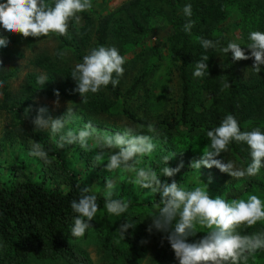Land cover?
<instances>
[{
  "label": "trees",
  "instance_id": "1",
  "mask_svg": "<svg viewBox=\"0 0 264 264\" xmlns=\"http://www.w3.org/2000/svg\"><path fill=\"white\" fill-rule=\"evenodd\" d=\"M151 3H160L169 8L168 19L172 28L169 56L179 62L181 81L177 116L153 123L135 115L128 106V96L134 93L140 81L125 92L109 84L98 93H88L83 101V97L75 91L77 82L71 76L75 67L56 55L58 51L70 52L76 62L82 63L84 55L91 49L107 43L111 32L121 41L125 39L126 29L134 35L145 34L146 27L140 17L150 15ZM188 4H191L193 13L190 19L195 21L190 32L184 31L189 18L183 9ZM79 16V23L70 21L67 36L54 33L58 45L53 56L39 55L30 61L48 78L43 88L37 83L39 73L28 74L16 98L11 94L9 84L13 74L0 73V80L4 82V87L0 88V112L11 113L18 121L26 122L31 138L42 143L49 155L52 152L48 142L39 138L32 122L23 118L22 111L38 97H56V90L60 93L59 97L66 99L80 114L91 117L94 122L103 123L106 118L119 114L145 129L151 125L154 133L186 156L183 163L185 168H189L190 160L199 159L204 148L210 145L207 131L218 127L229 113L236 116L242 132L256 127L264 131V65H261L257 75L243 79L235 72L231 53L225 54L220 61L218 59L221 49L229 41L237 42L240 39L242 41L238 44L245 46L251 43L249 36L252 31L264 32V0H123L108 12L98 14L95 21L86 11L79 13ZM201 39L214 43L218 40L219 44L205 51ZM8 40L12 42V39ZM3 52L5 49H0V54ZM202 54L209 57V74L206 71L203 77H194L195 63ZM150 72L151 68L143 76H148ZM225 83L229 86L224 87ZM229 147L247 166L252 162L250 148L245 142L233 140ZM55 164L63 188L59 184L50 187L43 180L33 179L0 184V264H30L32 261L94 264L79 244L80 240L90 235L96 237L101 247L106 249L113 264L119 261L139 264L145 256H151L156 264L179 262L171 245L163 239L165 234L155 229L151 233L148 231L152 224L151 215L156 214L162 206L160 194L154 195L152 201L146 203L132 201L127 212L116 216L107 212L105 196L92 191L99 205L97 215L91 221L93 227L81 238L72 237L70 229L77 214L73 212L71 202L78 200L80 188L88 185L81 182L65 162L58 160ZM260 171L264 173V166ZM246 178L243 191L225 200L240 199L252 192L264 195L262 177L255 175ZM218 185L219 182L209 177L203 178L200 184L201 187H208V190ZM127 220H132L135 227L129 228L124 238L116 230ZM254 228L242 225L238 231L251 234ZM196 230L195 236L188 237L189 243H197L207 235L206 228L197 225Z\"/></svg>",
  "mask_w": 264,
  "mask_h": 264
},
{
  "label": "clouds",
  "instance_id": "2",
  "mask_svg": "<svg viewBox=\"0 0 264 264\" xmlns=\"http://www.w3.org/2000/svg\"><path fill=\"white\" fill-rule=\"evenodd\" d=\"M92 0H5L0 2V26L10 34H21L23 37H46L50 33L67 36L70 21H80L78 13L91 10ZM188 21L184 25V31L190 32L195 24L191 20L192 6L188 4L183 9ZM249 43L243 47L229 41L221 51L231 53L233 61L247 60L254 57L252 66L258 73L261 65H264V32L252 31ZM10 41L5 36H0V49L7 48ZM203 49L207 51L215 48V43L209 39H201ZM251 50V56L246 51ZM57 56L63 58L65 51H58ZM207 55H201L195 63L194 77H203L209 66ZM125 57L119 50L112 47L99 46L91 49L84 55L83 62L77 63L72 71V78L77 82L75 89L86 100L88 93H98L102 87L111 84L118 86L119 78L124 74ZM0 64H3L0 60ZM115 74V78H114ZM48 81L46 75H40L37 83L44 87ZM224 87L229 85L225 83ZM4 82L0 80V88ZM41 88V89H42ZM59 106L58 90L55 91ZM31 107L26 108L24 119L29 118ZM46 107L38 109V114L31 119L37 130H47L54 140L55 146L63 149L66 145H79L85 152H94L92 163L102 164L105 159L106 170L110 173L120 170L121 174H133L130 182L140 185L148 193L160 194L162 197L156 214L151 215L152 224L148 231L153 229L164 233L163 239L167 240L175 253L179 264H247L249 257H254L259 250H264V231L251 234H241L238 229L242 225L252 227L259 221H264V201L255 194L247 200H225L221 196L211 198L208 187L195 186L193 189L182 187L173 180L171 183L162 182L160 176L151 167H140L142 158L151 155L156 144L152 135L143 134L135 127L126 126L123 131L109 133L101 132L89 121L79 130L68 127L78 119L77 110L67 107L66 112L59 118L49 116L45 118ZM155 129L148 125V132ZM210 145L204 148L202 156L194 160L190 167L200 169L201 166L209 169L216 167L223 173L239 179L246 176H255L264 166V131L259 127L251 131H241L239 121L235 115L229 113L221 121L220 125L207 131ZM245 142L250 148L252 162L246 168H237L232 161L225 162L218 159L221 153L228 150L232 141ZM29 156L38 157L45 164H51L49 151L42 143H31ZM169 157L164 156L165 166L161 172L163 176L174 177L183 168V162L177 167L168 166ZM114 181L106 177L105 183V207L111 215L119 216L129 209L132 201L126 198H114ZM71 208L77 215L73 218L74 223L70 229L71 236L81 238L86 231L93 227L91 221L96 217L99 210L96 194L92 193L91 187L80 188V197L71 202ZM208 229L207 235L197 243H189L188 237L195 236L198 232L196 226ZM135 224L129 220L122 223L116 232L125 238L129 228ZM144 243V241H142Z\"/></svg>",
  "mask_w": 264,
  "mask_h": 264
},
{
  "label": "rangeland",
  "instance_id": "3",
  "mask_svg": "<svg viewBox=\"0 0 264 264\" xmlns=\"http://www.w3.org/2000/svg\"><path fill=\"white\" fill-rule=\"evenodd\" d=\"M123 0H92L93 7L86 11L95 21L98 14L106 13ZM5 2V0H0ZM150 15L140 17L146 27L145 34L139 36L124 30L125 39L122 41L117 39L113 32L110 33L105 47H116L120 54L125 57L123 65L125 71L122 77L119 78L118 87L122 92H125L136 81H140L139 85L134 90V93L128 96V106L132 112L148 122H155L164 118H173L177 116L180 108L181 91L179 78V62L173 61L169 56V38L172 33V28L169 22V8L160 3H151ZM234 11V10H233ZM79 15V13H78ZM231 17V16H230ZM70 32H68L69 34ZM0 36H5L12 39L5 52L0 54V73H12L13 76L9 80L10 91L13 96L18 98L20 89L26 81L28 74L42 72L33 67L30 61L39 55L53 56L56 51L58 41L54 33H50L46 37H23L21 34H10L0 27ZM236 43H239L238 39ZM249 43H247L246 47ZM247 55L251 56V50L248 49ZM225 55L222 51L219 53V61ZM66 64L75 65L74 56L70 52L62 58ZM255 60L254 57L247 60L235 61V72L243 79L249 75H257V71L252 68ZM152 69L148 76H143L144 72ZM115 78V74H114ZM57 97H38L29 107L32 111L29 113V120L35 118L38 114V109L46 107L47 112L45 118H59L64 115L68 105L77 110L78 119L72 121L68 127L79 130L89 121L99 131H107L115 133L123 131L126 126L137 128L143 134L152 135L156 144L155 151L142 158L140 167L153 168L158 176L162 175V168L165 166L163 157L168 156V166L175 168L181 162L184 163L186 156L180 152L159 134L154 132L149 133L148 129L125 119L122 115L116 114L114 117H108L102 123L94 122L91 117H86L78 112V109L66 99L59 97V106L54 102ZM28 107V108H29ZM25 110L22 111L24 117ZM98 116V115H96ZM95 117V116H93ZM99 117V116H98ZM101 117V116H100ZM99 117V118H100ZM101 119V118H100ZM33 129L35 126L33 125ZM39 138L46 140L52 155L49 158L53 160L51 164H45L38 157L29 156L30 146L34 140L31 138L30 130L26 122L18 121L13 114L0 112V184H10L20 182L25 179H33L36 181L43 180L48 186L54 187L60 184V176L56 169L58 160L65 162L79 177L81 182L91 187L92 191L105 196L106 177L112 179L115 184L114 198H126L135 202L146 203L152 201L154 194L148 193L149 190L143 189L140 185H134L130 182L133 174L123 173L120 170L108 172L106 170L107 160L102 162L105 165H94L92 156L94 152H85L79 145H66L63 149L55 146L53 138L47 130H37ZM218 159H223L225 162L232 161L237 168H246L247 165L235 155L228 145V150L221 153ZM187 160V159H186ZM190 160L189 168H183L174 177H166L161 179L171 183L175 180L182 187L193 189L195 186H200L203 178L209 177L219 182L218 186L210 188L209 195L211 198L221 196L226 199L229 196L241 193L245 186L247 178H233L228 173L221 172L218 168L211 169L201 166L198 169H192ZM258 177L264 179V173L259 171ZM255 194L263 201L264 195L258 192ZM249 196L242 198L247 200ZM254 232L262 231L264 221L257 222L254 225ZM80 246L86 250L90 259L94 264H113L111 258L107 255L106 249L101 247L97 238L93 235L80 240ZM139 260V259H138ZM248 262L252 264H264V250H259L254 257H249ZM30 264H57L53 262H36ZM116 264H123L119 261ZM132 264V263H131ZM139 264H156L151 259V256H145ZM166 264H179V262H167Z\"/></svg>",
  "mask_w": 264,
  "mask_h": 264
}]
</instances>
